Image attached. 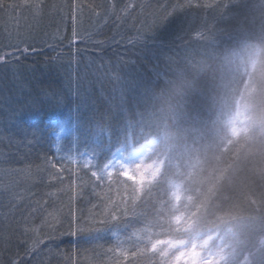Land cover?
<instances>
[{
  "label": "trees",
  "instance_id": "16d2710c",
  "mask_svg": "<svg viewBox=\"0 0 264 264\" xmlns=\"http://www.w3.org/2000/svg\"><path fill=\"white\" fill-rule=\"evenodd\" d=\"M25 2L0 0V51L18 34L32 48L0 63V264H116L109 249L129 247L133 229L168 241L173 264L199 249L264 264V0H193L214 6L172 15L185 0H77L134 7L107 19L84 7L75 25L73 0H43L40 13ZM237 107L246 121L233 136ZM151 140L138 162L135 149ZM117 152L129 156L137 199L128 218L89 232L109 186L93 190L95 168L84 165ZM30 213L36 231L25 238L17 221Z\"/></svg>",
  "mask_w": 264,
  "mask_h": 264
},
{
  "label": "snow or ice",
  "instance_id": "6c2138e0",
  "mask_svg": "<svg viewBox=\"0 0 264 264\" xmlns=\"http://www.w3.org/2000/svg\"><path fill=\"white\" fill-rule=\"evenodd\" d=\"M214 4H199L194 3L193 0H185L183 4H174L172 7V12L169 13V15H172L178 10H193V9H200L204 8L205 10L213 7ZM23 7H32L37 13H40L43 11V0H38V2L34 3H28V0H26ZM87 7L90 10L95 8H100L102 11L97 12V17L103 15L106 19L111 18L112 16H117V18L120 17V12H123L127 14L134 5L127 4L122 9L117 11L116 5L114 3H108L95 5V4H89V5H81L77 2V0H73V24L75 25L76 22V16L77 12L83 11V8ZM73 35H76L75 27L73 29ZM83 39V38H81ZM21 45H24V47H21ZM4 48L8 49V51H0V63H6L11 58L17 57L18 53L25 52V51H32V48L30 46L28 37L26 36H20L17 35L16 38L9 37V41L7 44L3 45ZM18 58V57H17ZM64 157H60L59 159H63ZM46 159V163L51 166V168L56 169L55 172L50 173V178L53 180H58L59 182H63V177L59 175L61 171H63L62 168L57 167V163H54L53 160ZM56 159V158H53ZM69 159H72V157H69ZM85 168H95V170L91 171V176L95 178L93 181V190L95 188L101 186L105 180H108V186H109V194L106 196L104 203V209L99 215H101L104 219L103 221L99 222L101 223L100 228L92 227L91 229H88V231H93L97 229L105 228L103 227L104 224H106L109 220L114 222H119L121 220V214H123L124 218L129 217V202H135L137 199L136 195V189L133 185H128V182L130 181V177L132 176V172L129 170L127 174H125V170L121 168V166L118 164L116 159H109L106 163L101 164L100 161L96 162V164L87 163L84 165ZM22 171L20 169L15 170H8V172L11 174L12 172H19ZM116 175V179L113 180V175ZM120 177H123V180L120 179ZM16 182L9 183L8 185L3 186L6 191H9L15 186ZM113 183L117 184L116 192L117 195H119V199H113L111 196V185ZM121 185L124 187L122 188ZM72 185H69V188H71ZM78 187V185H77ZM10 199H15V194H12L10 196ZM15 208V205H14ZM32 213H30L28 216H22L21 221H17V224L20 225V234L23 235L25 238H27L28 234L30 232H35L36 230L30 227L31 224V217ZM93 225H95L97 222L92 221ZM110 227V226H109ZM126 228L132 227L131 223H127L125 225ZM110 230L111 227H110ZM146 231V229H133V232L128 237V242L130 243V246L127 248L122 247L123 243L125 241L119 240L117 242V245L114 248L109 249V252L113 253L116 264H135L136 261L139 260H146L147 264H173V262L168 257V250L167 248H162V245H165L169 243L168 241H163L159 239H153L151 233L147 236L142 235V232ZM114 237L118 238V233H113ZM134 241V242H132ZM27 243V240L24 241ZM40 242L36 239L33 241L32 247H35ZM29 255L32 252V248L30 247L28 250ZM24 257H20L17 260H12L11 264H20V261L23 260ZM180 257L176 258V264H179Z\"/></svg>",
  "mask_w": 264,
  "mask_h": 264
},
{
  "label": "rangeland",
  "instance_id": "374dc122",
  "mask_svg": "<svg viewBox=\"0 0 264 264\" xmlns=\"http://www.w3.org/2000/svg\"><path fill=\"white\" fill-rule=\"evenodd\" d=\"M245 110L237 107V109L232 113V115L229 118V133L230 135H236L239 133L245 126ZM63 133V128L58 133L57 137ZM152 140L146 141L145 143L141 144L137 149L134 151V157L138 162L144 161L147 157L148 151L152 147ZM129 157V156H128ZM127 156H123L121 153L117 152L113 154L112 159H116L118 164L125 170V174L130 170L129 169V159ZM161 166V161L157 157H153L150 159L149 162V169H152V171H155ZM171 190L173 195V200L171 202L172 206L178 208L179 202H180V191H181V185L180 183L176 181H171ZM178 220L179 217H176ZM187 257L189 258V264H250L247 259L245 258H239L236 260H229L223 259L221 257L217 258H211L209 252H203L202 249H199L198 251H194ZM191 256V258H190ZM210 259H214L213 261ZM186 260V259H185Z\"/></svg>",
  "mask_w": 264,
  "mask_h": 264
}]
</instances>
